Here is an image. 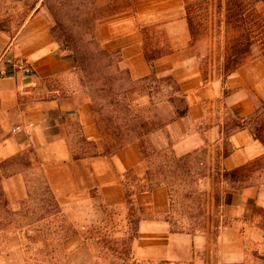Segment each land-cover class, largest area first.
<instances>
[{"label":"crops","instance_id":"0c3cea01","mask_svg":"<svg viewBox=\"0 0 264 264\" xmlns=\"http://www.w3.org/2000/svg\"><path fill=\"white\" fill-rule=\"evenodd\" d=\"M193 1L196 0H134L130 11L99 20L95 30L99 48L119 53L130 79L139 82L150 73L140 28L146 22L148 26L155 23L160 29L155 34H161L154 38H164L161 46L167 51L154 60V71L176 81L188 106L184 116L170 117L165 124L176 155L202 146L200 134L192 129L207 125L213 114L203 108L204 102L198 98V92L208 81L200 77L201 58L191 44L184 19V6ZM4 59L14 63L24 61L31 73L4 64ZM0 69L6 73L0 77V161L24 153L30 160L28 166L20 169L12 166L13 171L0 179L3 195L11 205L25 200L28 197L25 173L35 166L41 168L62 212L79 231L63 245L68 264H91V252L80 232L86 229L79 222L80 215L94 201L104 207L124 203L128 172L135 176L137 186L146 183L148 165L140 147L132 142L114 153L103 152L105 140L96 124L92 100L82 91L80 66L73 55L60 48L46 14L31 15L11 38L0 33ZM229 82L240 88L229 109L241 121L256 111L257 102L264 103V55L245 61L226 79ZM242 86H248L254 96L244 92ZM125 96L131 109L139 110L150 104L145 85L126 90ZM229 142L232 151L221 161L222 168L227 170L248 165L264 155V144L247 127L235 130ZM133 190L130 198L138 204V222L130 264L190 261L198 252H208L215 238L222 262L239 261L243 256L244 225L240 220L262 204L263 199L261 194L254 196L250 188L224 189L222 202L230 201L232 215L238 221L228 225L220 222L213 236L209 227L201 233L171 229L166 218L165 186ZM11 233L6 251L0 254V264H26L21 235L14 229Z\"/></svg>","mask_w":264,"mask_h":264},{"label":"rangeland","instance_id":"374dc122","mask_svg":"<svg viewBox=\"0 0 264 264\" xmlns=\"http://www.w3.org/2000/svg\"><path fill=\"white\" fill-rule=\"evenodd\" d=\"M133 1L0 0V33L11 38L31 15L37 12L46 14L52 24V34L60 48L73 55L75 60L81 64L82 70L79 73V79L83 93L87 97L94 98L97 109L106 116H110L111 112L115 117L106 104L111 94L115 101H121L126 87L133 85L149 87L151 89L150 104L139 110L130 109L142 121L153 123L150 128H156L142 138L147 154V174L154 180H166L172 185L169 195L171 198L168 197V214L166 215L171 229L176 232H205L209 227L208 217L210 216L212 219L210 224H214L215 221L218 224L220 222L225 225L232 224L234 220H237L232 215V204L230 201H226L227 203L224 204L221 199L222 191L231 189L221 180V161L224 154H229L232 151L229 136L236 130L233 127V120L237 119L230 112L229 104L240 93V88L235 86V83H226V80L222 83L215 77L198 92V98L204 102L203 108L213 114L207 125H199L200 129H192L200 134L203 144L188 152L191 154V158L186 167V177L181 178L183 171L178 167L179 165H175L174 160L170 159V153L178 158L187 153L175 154L172 150V142L166 133L165 124L170 117H177L178 112L187 110L185 94L173 78L172 80L175 82L168 79L170 76L156 74L142 82L131 83L120 60V54L105 55L100 52L104 50L100 49L96 42L95 30L98 21L115 13L130 11ZM243 1L251 5L247 11L250 9L253 17L258 14L261 17L264 16V8L261 4L254 3V0ZM218 3L219 0H209L207 4L205 14L211 20L223 19L226 15L224 3L221 7L217 6ZM153 24L148 26L146 22L143 23L140 28L142 39L144 36L151 35L152 43L156 42L157 46L162 49L161 43L164 42V38H154L155 35L161 33L155 34L160 29ZM215 32L222 35L224 33L222 25L218 29L210 30V33ZM231 32L232 30L229 29L228 33ZM260 32L257 37L261 38L264 43V31L260 30ZM260 56L262 55L249 57L247 60ZM207 71L208 75H216L215 70L211 67H208ZM201 75L202 71L200 70V77ZM102 87L103 89L99 91ZM109 87L110 89H108ZM178 87L180 91H177ZM242 87L244 92L254 96L253 92L248 90L250 89L248 86ZM255 100L257 101V99ZM256 111L255 115L259 113V117L264 122V108L259 102H257ZM253 115L252 113L247 116L246 121L252 120ZM206 130L207 136L204 135ZM102 136L105 142L109 141L108 136L104 134ZM25 157L28 161L29 155H25ZM9 162L10 159L0 161L1 176L13 171ZM238 170L237 174L241 181L234 185L240 186V190L250 188L254 196L260 194L263 196L262 204L254 207L240 220L244 224L242 226V258L235 262H222L217 252L215 238L212 240V247L208 252H198L190 261H179L172 264H264V155ZM25 176L29 198L12 207L26 208L28 221L24 222L22 217L18 216L0 220V254L6 251V246L12 237L11 232L14 229L20 233L23 240L26 264H68L63 245L68 241L66 237L71 235V227L74 223L63 212L52 211L50 213L46 208L43 200L49 196L46 187L48 184L41 168L35 166L28 170ZM149 184L150 182L146 181L142 186H137L135 176L131 172L126 174V188L129 193L136 188L137 190L143 189ZM216 198H219L218 204ZM59 209L61 210L60 207ZM41 215H44L42 220H40ZM80 216L79 222L80 224L84 223L86 228L85 231L80 232L83 233L82 236L91 252L93 261L91 264H130L131 247L137 235L135 224L130 223V218L138 217V204L133 197L129 198L128 202L124 200L122 204L106 207L100 202L94 201L90 208ZM9 220H12L11 225H7ZM25 223L28 225L25 226ZM213 236L212 238H214Z\"/></svg>","mask_w":264,"mask_h":264},{"label":"trees","instance_id":"16d2710c","mask_svg":"<svg viewBox=\"0 0 264 264\" xmlns=\"http://www.w3.org/2000/svg\"><path fill=\"white\" fill-rule=\"evenodd\" d=\"M208 2L209 0H196L186 4L184 6V19L186 21L191 44L196 50V54L198 55V57L201 58V63L203 66L202 68L203 81L210 82L216 77L220 79L221 82L223 83L229 76L234 74L249 57L264 55V43L262 42L261 38L257 37L258 34L261 33L260 30L262 32L264 31V16L261 17L258 14L253 17L251 15L252 12H250V9L249 11H247V8L248 7L250 8L251 5L250 4L248 5V3L247 2L245 3V1L243 0H225L224 2L222 0H219L217 6L221 7L222 3H224V10L226 11V15L223 17V19L211 20L205 14ZM254 3L261 4L262 7L264 8V0H254ZM220 25H222V27L224 28V33L222 35L219 34V32L210 33V30H212L213 28L218 29ZM229 29L232 30L231 33H228ZM151 40L152 38L148 35L144 36V38L142 39V49H143L144 57L150 68V73L142 81L150 77L156 76V73L154 71V60L162 56L167 51L166 48L161 49L157 47V43L156 42L152 43ZM100 52L105 55L112 54L105 51H100ZM78 64L80 66V71H81L82 67L79 61ZM208 67L213 68L216 72V75L215 74H213L212 76L210 74L208 75V71H207ZM125 72L128 75L126 69ZM128 79L131 83H137L135 81H132L129 75H128ZM168 79L172 80V78L170 77H168ZM172 81L175 82L174 80ZM136 86L137 85L126 87L124 93L126 92V90L133 89ZM102 89L103 87L99 91H101ZM108 89H110V87ZM177 91H180L179 87L177 88ZM148 92L151 93V89L149 87H148ZM124 93L121 97V101H115L113 99L112 94L110 93L111 95L108 97L109 99L106 102L107 106H109L111 111L115 114V117L112 115L111 112H110V116H106L102 114L101 113L102 111L98 110L97 106L95 105V99L88 96L93 103V110L96 116V124L98 130L102 135L104 134L109 138L108 139L109 141L105 142V149L103 152L106 154L114 153L118 151L120 148L124 147L126 144L137 142L144 156V159L147 162V154L143 146L142 138L147 134H149L150 132H153L156 128L155 129L150 128L151 126H153V123L144 120L142 121L141 118L130 109V107L126 103V99H125L126 96L124 95ZM261 104L264 108V104L263 103ZM185 112L186 111L178 112L177 117L184 116ZM255 112L253 113L254 115L252 120H248V121H246V119H243L241 121L233 120L234 122L233 127L236 130L244 127L249 128L254 138L258 139L264 144V122L259 117V113L255 115ZM25 155H27V153H24V155L12 157L10 159L9 165L16 166L17 169L28 166L30 162L29 159L28 161H26ZM190 155H191L190 153H187L185 156L178 158L175 157L172 153H170V159L174 160L175 165H179L178 167L183 171V176H181V178L184 177L185 172H187L186 167L191 158ZM227 155L228 154H224L223 157ZM238 169L239 168L227 170L225 168H222L221 180L224 181L227 185H229L230 188L234 191H238L241 188L240 186L234 185L236 183H239V181H241L239 174H237L239 171ZM0 170H1V165H0ZM2 177L3 175L2 176L0 175V179ZM147 181H149L150 184L146 187H143V189H141L140 191H148L157 186H165L168 191V197L171 198V196L169 195L172 185L169 184V181L166 180L157 181L150 178L148 174H147ZM46 187L48 189V195H49L48 198L43 200V202L47 206L46 208L50 211V213L52 211H56L55 213L62 212L59 209L58 204L55 201L52 192L50 191L47 185ZM124 187H125L124 200L128 202V199L130 198L131 194L128 192L126 185ZM28 198H29V190H28V197L26 199ZM218 199L219 198H216L217 204H218ZM14 205L8 203V201L3 195L0 186V220L6 219L11 216H18V217H22V220H24V222H27L28 221L27 209L26 208L21 209V206L12 207ZM130 217L132 216L130 215ZM43 218L44 215H41L40 220H42ZM210 218L211 216L208 217L209 229L215 230V231H211L210 234L216 236L217 228L219 224L216 221L214 222V224H210L212 223L210 222L212 220ZM137 222H138V217H136L135 219L130 218V223L135 224V227ZM8 224L11 225L12 220H9L7 225ZM26 225H28V223H25V226ZM71 229H72L71 235L66 237L67 240H69L70 238H72L73 236L79 233L75 225H73ZM180 232H184V231H180Z\"/></svg>","mask_w":264,"mask_h":264},{"label":"built area","instance_id":"2783aa9c","mask_svg":"<svg viewBox=\"0 0 264 264\" xmlns=\"http://www.w3.org/2000/svg\"><path fill=\"white\" fill-rule=\"evenodd\" d=\"M3 62L6 65H15L18 69H21L25 74L31 73L30 67L26 65L24 61L19 60L14 63L10 59H4ZM5 75L6 73L2 69H0V77L5 76Z\"/></svg>","mask_w":264,"mask_h":264}]
</instances>
